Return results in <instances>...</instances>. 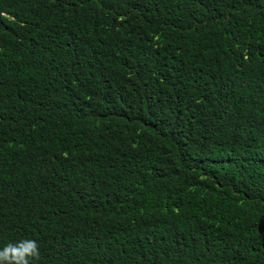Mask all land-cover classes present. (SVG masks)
Here are the masks:
<instances>
[{
  "label": "trees",
  "instance_id": "obj_1",
  "mask_svg": "<svg viewBox=\"0 0 264 264\" xmlns=\"http://www.w3.org/2000/svg\"><path fill=\"white\" fill-rule=\"evenodd\" d=\"M0 264H264V0H0Z\"/></svg>",
  "mask_w": 264,
  "mask_h": 264
}]
</instances>
